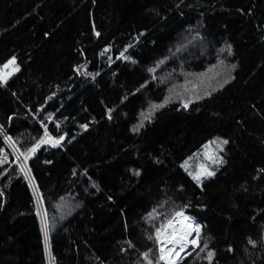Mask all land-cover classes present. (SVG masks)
<instances>
[{
  "label": "trees",
  "instance_id": "trees-1",
  "mask_svg": "<svg viewBox=\"0 0 264 264\" xmlns=\"http://www.w3.org/2000/svg\"><path fill=\"white\" fill-rule=\"evenodd\" d=\"M13 57L19 71L0 82V264H148L150 249L155 264L148 237L181 209L208 248L179 264H208L207 251L212 264H264V0H0V67ZM45 126L60 145L18 160ZM214 139L236 178L222 204L181 166ZM247 193L261 204L248 220Z\"/></svg>",
  "mask_w": 264,
  "mask_h": 264
},
{
  "label": "snow or ice",
  "instance_id": "snow-or-ice-1",
  "mask_svg": "<svg viewBox=\"0 0 264 264\" xmlns=\"http://www.w3.org/2000/svg\"><path fill=\"white\" fill-rule=\"evenodd\" d=\"M99 35V33H97ZM108 49H105V52H107ZM127 51V49H125ZM103 55V53H101ZM120 56L124 59H130V57H126L124 53L122 52ZM163 61H161L162 63ZM10 69V70H9ZM19 71V68L15 64V57L10 59L7 63H5L2 67H0V82L6 83L7 79L13 75L14 72ZM150 71H154V69H150ZM91 75V74H89ZM227 83V81H225ZM165 103H168V100H165ZM188 104L185 103L184 107L187 108ZM164 107V104H157L153 105L150 111L147 114H143L142 116L144 119H150L152 113L158 109ZM111 111V110H110ZM109 118H111L109 116ZM51 119V117H49ZM143 126V122H141L139 127ZM83 127H87L84 125ZM139 128H135L134 131H138ZM64 139L63 136H60L57 139H53L51 135H49L47 131V127L45 126V136L44 138L40 139L36 145L32 148H29L27 150V154L24 152H21L20 155L24 156L25 160L28 158V154L35 153V151L40 147L41 144H47L51 143L53 147L59 146L61 141ZM9 140L11 138L9 137ZM216 141L210 142V144H215ZM221 143L227 144L228 141L224 140ZM219 146V145H218ZM210 148V145H205V155L208 157V159L212 160L213 163H219L222 162L220 158L214 157L211 155H208V149ZM7 162V154L3 155V158L0 159V164ZM185 168L187 170V161L185 162ZM200 168L202 171H198L195 174L189 173V175L192 176V178L197 181V183L200 182L201 177L204 175L211 176L214 175V172L208 171L205 165H201ZM21 172L25 174L26 179H30L29 173L30 170L25 172V169L21 167ZM139 173H137L138 175ZM2 195V193H0ZM186 207V206H185ZM155 213V214H153ZM153 213L149 214V218L151 220H157L160 217V213L156 212V210H153ZM43 222V230H44V237L45 242L47 244L48 240V225H47V219L46 214L45 217L42 218ZM201 227L199 224H196L190 217L186 216L184 214L183 209L180 211H175L172 214L165 216L164 219L159 223L158 226L155 227V234L149 235V240H155L156 244L158 245V252L159 255L156 258L155 264H160L161 261H163V264H179V260H181L183 257L181 256V253H184L189 247L193 248H200V250L203 252L205 249L208 248L207 243L205 242L203 244V247L200 246L199 243V237H200ZM193 233L195 236H193ZM191 237V239H190ZM252 243V241H249ZM151 249L148 252L143 253V257L145 260H147L148 264H153V261L149 258ZM191 254V253H188ZM215 253L213 251H207L206 259L208 260V264H212V259L214 257Z\"/></svg>",
  "mask_w": 264,
  "mask_h": 264
},
{
  "label": "rangeland",
  "instance_id": "rangeland-1",
  "mask_svg": "<svg viewBox=\"0 0 264 264\" xmlns=\"http://www.w3.org/2000/svg\"><path fill=\"white\" fill-rule=\"evenodd\" d=\"M191 42L192 43H189V46L192 44V46L195 47V49L198 48V50L201 52V55H204V53L206 52V48L201 43L198 42L194 43L195 42L194 40ZM175 48L176 47H173L171 49L172 53L176 52L174 51ZM207 48L209 49L210 47L208 46ZM229 70H230L229 66L224 61H221L218 64L217 72L219 73V75L226 77L228 75ZM208 74H213V70H210ZM212 141H216V143L210 144V142ZM221 142L222 140L220 139H214L206 142L196 152L192 153L181 163L182 168L188 173V175L190 172L195 174L198 171H202V169L200 168L201 165H205L208 171L214 172V175L202 176L198 185L206 194L211 196L218 204L223 203L225 199V195L227 193L226 189L228 188V186L232 185L236 181V178L232 175L231 171L226 166V163L224 161L222 154L223 143ZM205 145H210V148L208 149V155L218 157L222 162L213 163L212 160L208 159V157L205 155ZM19 156L21 158V155ZM186 161H187V170L184 166ZM189 176L192 177L191 175ZM239 205L243 207L242 209L243 214L245 215V218L248 220L250 218H253V216L255 215V211L260 208L261 204L259 200L256 198V196L247 193L242 198V200L239 201ZM190 248L191 249H187L184 253H182L181 256L183 257L188 253H195L197 251L198 252L201 251L200 249L197 250L198 247L197 248L190 247ZM48 264H52L50 259L48 261Z\"/></svg>",
  "mask_w": 264,
  "mask_h": 264
},
{
  "label": "bare ground",
  "instance_id": "bare-ground-1",
  "mask_svg": "<svg viewBox=\"0 0 264 264\" xmlns=\"http://www.w3.org/2000/svg\"><path fill=\"white\" fill-rule=\"evenodd\" d=\"M21 158H19V160H20ZM200 225V224H199ZM191 247V246H190ZM190 247H189V249H190ZM182 254V253H181ZM163 262V261H162Z\"/></svg>",
  "mask_w": 264,
  "mask_h": 264
},
{
  "label": "water",
  "instance_id": "water-1",
  "mask_svg": "<svg viewBox=\"0 0 264 264\" xmlns=\"http://www.w3.org/2000/svg\"><path fill=\"white\" fill-rule=\"evenodd\" d=\"M20 158V156L17 158V159H19ZM198 223V222H197ZM191 249V248H190Z\"/></svg>",
  "mask_w": 264,
  "mask_h": 264
}]
</instances>
